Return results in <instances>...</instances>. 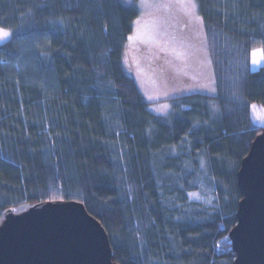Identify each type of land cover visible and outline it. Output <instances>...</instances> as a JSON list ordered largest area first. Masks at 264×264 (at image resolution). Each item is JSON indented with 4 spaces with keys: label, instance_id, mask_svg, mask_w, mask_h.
I'll return each mask as SVG.
<instances>
[{
    "label": "trees",
    "instance_id": "obj_1",
    "mask_svg": "<svg viewBox=\"0 0 264 264\" xmlns=\"http://www.w3.org/2000/svg\"><path fill=\"white\" fill-rule=\"evenodd\" d=\"M195 1L215 92L160 115L127 68L141 56L137 3L0 0L12 33L0 43V222L73 201L105 228L115 264H234L237 174L264 134L252 118L264 64L250 68L264 0Z\"/></svg>",
    "mask_w": 264,
    "mask_h": 264
},
{
    "label": "water",
    "instance_id": "obj_2",
    "mask_svg": "<svg viewBox=\"0 0 264 264\" xmlns=\"http://www.w3.org/2000/svg\"><path fill=\"white\" fill-rule=\"evenodd\" d=\"M238 223L230 238L234 264H264V134L238 171ZM0 264H115L109 235L82 203L45 202L15 213L0 226Z\"/></svg>",
    "mask_w": 264,
    "mask_h": 264
},
{
    "label": "rangeland",
    "instance_id": "obj_3",
    "mask_svg": "<svg viewBox=\"0 0 264 264\" xmlns=\"http://www.w3.org/2000/svg\"><path fill=\"white\" fill-rule=\"evenodd\" d=\"M134 2L141 11L133 35L141 56L138 61L129 59L126 67L131 75L133 69L138 72L134 77L152 104V111L168 115L174 98L192 93L213 94L211 51L199 31L196 1L125 0L124 3ZM252 49L250 68L258 71L264 64V50L261 46ZM252 111L254 124L264 126V108L254 104Z\"/></svg>",
    "mask_w": 264,
    "mask_h": 264
},
{
    "label": "snow or ice",
    "instance_id": "obj_4",
    "mask_svg": "<svg viewBox=\"0 0 264 264\" xmlns=\"http://www.w3.org/2000/svg\"><path fill=\"white\" fill-rule=\"evenodd\" d=\"M127 2V0H126ZM96 3L98 6L102 7V3L101 0H96ZM193 6H195L193 4ZM62 25H61V29H62ZM12 36V33H10L8 30H6L5 26H0V40H9V38ZM212 91H215V89L213 88ZM213 107H215V105H213Z\"/></svg>",
    "mask_w": 264,
    "mask_h": 264
}]
</instances>
